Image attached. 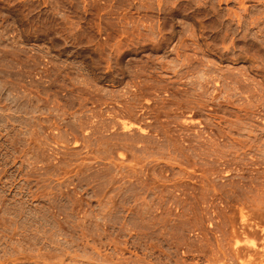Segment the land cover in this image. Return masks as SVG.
Here are the masks:
<instances>
[{
	"label": "rangeland",
	"instance_id": "obj_1",
	"mask_svg": "<svg viewBox=\"0 0 264 264\" xmlns=\"http://www.w3.org/2000/svg\"><path fill=\"white\" fill-rule=\"evenodd\" d=\"M263 227L264 0H0V264H264Z\"/></svg>",
	"mask_w": 264,
	"mask_h": 264
},
{
	"label": "bare ground",
	"instance_id": "obj_2",
	"mask_svg": "<svg viewBox=\"0 0 264 264\" xmlns=\"http://www.w3.org/2000/svg\"><path fill=\"white\" fill-rule=\"evenodd\" d=\"M244 213H246V212H244ZM249 215H252L251 213H248ZM248 215V216H249ZM244 216V215H243ZM243 216H241V222H242V224L239 226V228H238V231H237V228H235V229H233L232 231H231V234L233 233V237L234 238H237L238 237V239H239V241L238 240H236V242L234 241V244L235 245H237V243L238 242H240L241 240H240V237L242 236V235H246V234H248V233H252V234H256V230H255V226L257 227V223L255 222L256 220L254 219V217H253V215H252V219H254L255 221H249L248 220V218H244ZM249 217H251V216H249ZM259 226V225H258ZM247 228H250V231L249 232H247L246 231V229ZM264 228V227H263ZM241 235V236H240ZM248 236V235H247ZM245 241H246V239H245ZM248 243H250V241H248ZM238 245H240V243L238 244ZM251 247V251H252V249H254L255 247L257 248V246H256V244H255V242H252L251 243V245L249 246V248ZM237 248V247H236ZM248 248V246L246 247V249ZM249 248L247 249L248 251H249V253H248V257H252L254 254L253 253H250V250H249ZM240 249V250H239ZM242 248H240V246L238 247V250H239V252L240 251H242L241 250ZM236 250V249H235ZM237 251V250H236ZM239 252H237V253H239ZM254 252V251H253ZM255 252H256V250H255ZM257 254V253H256Z\"/></svg>",
	"mask_w": 264,
	"mask_h": 264
}]
</instances>
